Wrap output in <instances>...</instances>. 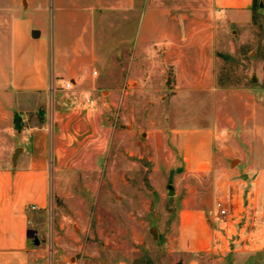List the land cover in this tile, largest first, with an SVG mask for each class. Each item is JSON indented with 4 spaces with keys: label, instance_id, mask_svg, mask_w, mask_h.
<instances>
[{
    "label": "rangeland",
    "instance_id": "1",
    "mask_svg": "<svg viewBox=\"0 0 264 264\" xmlns=\"http://www.w3.org/2000/svg\"><path fill=\"white\" fill-rule=\"evenodd\" d=\"M85 2L73 20L56 0H0V169L24 134L48 146L29 264H264L263 0L245 24L214 0ZM34 30L49 42L50 78L51 42L56 53L82 40L107 62L85 70L101 82L95 100L65 79L14 88V46ZM189 132L212 133L197 167L179 148ZM119 135L132 136L121 157Z\"/></svg>",
    "mask_w": 264,
    "mask_h": 264
},
{
    "label": "crops",
    "instance_id": "2",
    "mask_svg": "<svg viewBox=\"0 0 264 264\" xmlns=\"http://www.w3.org/2000/svg\"><path fill=\"white\" fill-rule=\"evenodd\" d=\"M81 1L70 0L71 9L67 7L66 0H56V3L60 12H65L71 19L77 20L87 7V3L82 5ZM214 4L218 10L227 13L232 22L238 24L250 22L254 0H214ZM39 32L40 36L33 42H28L24 46H14L17 59L12 78L14 88L21 92L46 91L52 79L53 86L56 81L65 79L74 86L81 84V93L95 100L101 82L90 81L85 70L89 65L100 61L105 68L107 62L99 58L95 51L90 52L82 40L72 48L61 45L56 53L51 42L53 64L50 78L49 42L44 38V31ZM160 38L162 41V36ZM152 61L150 56V62ZM136 65V62L132 63L131 71L137 70ZM23 138L25 142L19 148L20 153L16 160L14 156V165L11 168L0 169V264H29L30 220L35 213L47 206L49 198L47 138L36 132H31L28 136L24 134ZM124 138L126 139L121 135L116 138L118 146L115 148L120 157L125 149L131 151L132 136L127 137L128 141L122 140ZM210 140L212 133L200 135L195 132L182 134L179 141L177 139L183 157L191 159L192 166L196 167L208 161ZM126 141L129 143L128 147L123 145ZM32 206L37 209L32 211Z\"/></svg>",
    "mask_w": 264,
    "mask_h": 264
},
{
    "label": "built area",
    "instance_id": "3",
    "mask_svg": "<svg viewBox=\"0 0 264 264\" xmlns=\"http://www.w3.org/2000/svg\"><path fill=\"white\" fill-rule=\"evenodd\" d=\"M72 86V82H68L65 84L64 89L65 90H69ZM52 88H54V86H52ZM55 89V88H54ZM37 208L35 206L31 207L32 211H35ZM216 210L217 213L219 214L220 217H223L225 215H227V207L225 205V203L223 201H218L216 204Z\"/></svg>",
    "mask_w": 264,
    "mask_h": 264
},
{
    "label": "water",
    "instance_id": "4",
    "mask_svg": "<svg viewBox=\"0 0 264 264\" xmlns=\"http://www.w3.org/2000/svg\"><path fill=\"white\" fill-rule=\"evenodd\" d=\"M39 36H40V32L38 30L32 31V37L33 38H38ZM19 153H20V149H17L16 153H15V160L18 157Z\"/></svg>",
    "mask_w": 264,
    "mask_h": 264
},
{
    "label": "trees",
    "instance_id": "5",
    "mask_svg": "<svg viewBox=\"0 0 264 264\" xmlns=\"http://www.w3.org/2000/svg\"><path fill=\"white\" fill-rule=\"evenodd\" d=\"M257 0H254V5H255V2H256Z\"/></svg>",
    "mask_w": 264,
    "mask_h": 264
}]
</instances>
